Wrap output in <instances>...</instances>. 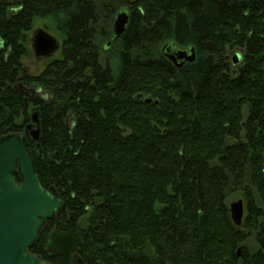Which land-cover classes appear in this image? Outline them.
I'll use <instances>...</instances> for the list:
<instances>
[{
	"label": "trees",
	"instance_id": "obj_1",
	"mask_svg": "<svg viewBox=\"0 0 264 264\" xmlns=\"http://www.w3.org/2000/svg\"><path fill=\"white\" fill-rule=\"evenodd\" d=\"M36 20L61 38L37 76L22 64ZM168 47L196 59L178 69ZM11 135L62 202L30 249L42 262L59 259L44 249L55 227L80 237L86 264H264V0H0V139Z\"/></svg>",
	"mask_w": 264,
	"mask_h": 264
},
{
	"label": "water",
	"instance_id": "obj_2",
	"mask_svg": "<svg viewBox=\"0 0 264 264\" xmlns=\"http://www.w3.org/2000/svg\"><path fill=\"white\" fill-rule=\"evenodd\" d=\"M128 24V14L119 12L113 21V39H119ZM31 49L36 59H48L59 51L60 45L55 38L43 30L33 32ZM170 49L163 48L164 50ZM173 49V48H172ZM165 57L175 67L177 61L192 63L195 60L193 48L177 51ZM239 56L233 58L236 63ZM140 99V98H139ZM149 104L150 100H144ZM35 129L30 133L33 142H38V120L32 115ZM17 174L20 183L14 175ZM62 209V202L53 188L44 190L34 171L33 162L27 149V141L11 135L0 139V264H46L30 253L39 239L46 223L53 220ZM232 224L239 228L244 220V204L241 200L228 206ZM81 244L75 233L51 229L44 243V249L58 256L56 264H81L77 251Z\"/></svg>",
	"mask_w": 264,
	"mask_h": 264
},
{
	"label": "rangeland",
	"instance_id": "obj_3",
	"mask_svg": "<svg viewBox=\"0 0 264 264\" xmlns=\"http://www.w3.org/2000/svg\"><path fill=\"white\" fill-rule=\"evenodd\" d=\"M12 4H15L16 0H10ZM37 30H43L46 33H48L50 36H52L53 38H55L57 40V42L59 43L60 47H61V38L59 33L55 30L54 26L52 25L51 22L49 21H42V20H36L34 25H33V30L32 33L37 31ZM32 33L29 34L28 37V41L32 38ZM236 53H231L230 54V58H234ZM109 54L105 55L104 57L106 58V56L108 57ZM60 57V50L58 52H56L52 57L48 58V59H36L33 55L32 49H31V43L27 45V55L26 57L23 59V67L27 70V72L30 75H39L43 69L46 67V65H48L50 62L58 59ZM106 60V59H105ZM110 66L112 69L115 70V63L112 60L110 63ZM35 129V126H33L32 124L30 125V132L33 131ZM241 200L242 202H244L242 200V198H240L237 195H234L232 198H230L228 200L227 206H229L230 204L237 202ZM244 217H245V209H244ZM46 227V225H45ZM44 227V229H45ZM250 247V246H249ZM250 249L253 251V248L250 247Z\"/></svg>",
	"mask_w": 264,
	"mask_h": 264
},
{
	"label": "flooded vegetation",
	"instance_id": "obj_4",
	"mask_svg": "<svg viewBox=\"0 0 264 264\" xmlns=\"http://www.w3.org/2000/svg\"><path fill=\"white\" fill-rule=\"evenodd\" d=\"M127 13V12H126ZM118 14V13H117ZM128 14V13H127ZM115 19V18H114ZM113 40H115V39H113ZM113 40H110L109 42H107L105 45H104V48H103V52H107V51H109V49L111 48V46H112V41ZM167 50H169V54H174L175 52H177V51H183V50H180V49H172L171 47H170V49H167ZM167 50H164V52H165V54L167 53ZM102 52V53H103ZM164 52H162V54H163V56H164V58L170 63V64H172V62H170L166 57H165V54H164ZM231 53H236L235 54V56H239L240 58H239V60L236 62V63H234L233 62V59L232 58H230V54ZM241 51L240 50H238V49H234L233 51H228V52H226V55H225V61H226V63L228 64V66L232 69V71L233 72H236V70H237V67H238V64H239V62H240V59H241ZM234 56V57H235ZM177 64L179 65H181V67L180 68H178V67H176V68H178V69H181L183 66H185V65H187V64H189V63H187V62H182V61H177ZM173 65V64H172ZM174 66V65H173ZM175 67V66H174ZM55 228V227H54ZM53 229V228H52ZM50 231V230H49ZM48 231V232H49ZM82 260V259H81ZM81 264H86L83 260H82V263Z\"/></svg>",
	"mask_w": 264,
	"mask_h": 264
},
{
	"label": "bare ground",
	"instance_id": "obj_5",
	"mask_svg": "<svg viewBox=\"0 0 264 264\" xmlns=\"http://www.w3.org/2000/svg\"><path fill=\"white\" fill-rule=\"evenodd\" d=\"M195 59H196V54H195ZM194 61H195V60H194ZM194 61H193V62H194ZM193 62H192V63H193Z\"/></svg>",
	"mask_w": 264,
	"mask_h": 264
}]
</instances>
